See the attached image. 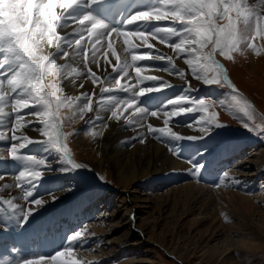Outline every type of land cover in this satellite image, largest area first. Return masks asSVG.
I'll return each mask as SVG.
<instances>
[{
    "label": "rangeland",
    "instance_id": "1",
    "mask_svg": "<svg viewBox=\"0 0 264 264\" xmlns=\"http://www.w3.org/2000/svg\"><path fill=\"white\" fill-rule=\"evenodd\" d=\"M119 1L121 0H84L85 6L81 7V9L83 10L84 15H91L95 19L101 20V18L97 16V13L101 14L103 9L107 8L108 10L110 5L119 3ZM141 1L144 2L146 0ZM147 1H151L149 4H152L153 8L160 7L163 4V0ZM6 3L7 0H0V15L3 14V9L5 8ZM94 11H97L95 12L96 14L93 13ZM3 23L4 21L0 20V25ZM158 26L162 28L163 25ZM165 26L166 25L163 27ZM166 27H172L177 30V34L169 36L170 39L179 40L184 37L185 26L171 24V26ZM102 41L103 40H101L99 44H102ZM107 43H109V40H106V44H104L105 47L101 51L104 52L103 54H100L101 56L108 53L106 51ZM251 43L255 46L256 51L250 50L253 49L252 47L241 45L240 51L230 54L231 58H226L219 53H217L215 57V59L227 70L229 79L232 84L235 85L236 93H233L229 88L221 85H208L202 82V91L191 95L188 98L190 102L185 103L183 108L194 107L198 105L201 100L206 102L212 101L214 104L209 109V113L204 114L199 110L188 112L179 117H173L171 119L172 122L170 121L169 125H167L168 127H171L174 132L185 138L176 140L159 133H151L152 137L154 136L155 139L171 143L173 145L171 151L184 160L192 161L193 157L197 158L199 155L200 158H202L201 160L205 161L207 168L210 167L209 176H211L210 179L205 180V183L201 185V187L203 186L206 188V192L220 190L219 186L222 184V181L224 184L229 182V177H225V173H227L229 169H234L238 166L240 167L237 168V170L241 171L242 176L238 180L241 179L244 182H247L246 180L251 178L249 184L254 183V189L258 187L260 191L264 192V38L255 37ZM37 50L39 55L47 56L39 49L38 45ZM247 50L254 54L257 58L256 62L260 65V69L258 71L254 70V73L248 72L250 70L246 63ZM205 51H211V46H209L208 49H205ZM0 59H3V54H0ZM212 76H214V73L210 72L209 78H212ZM44 84L49 92H59L58 98L63 99V91H60V87L62 88V81L58 76H46ZM135 91L138 92L139 89ZM247 94L248 96H246ZM233 95H238L241 98V103L239 105L232 99ZM146 98L147 95L139 96L134 93L114 90L110 93H100L97 98V105L101 108L110 110L113 105L109 104L108 101L129 100L135 103V107H140V105H142L141 103ZM100 101H103V103ZM244 101H247V103L251 105V111H249V115L252 116L251 120L245 115V111L248 110L244 108ZM69 103H72V101L69 100ZM5 111L8 112L10 109H7V106H5ZM73 111L76 112L75 107L61 108L59 116L62 118V129L67 137L65 143L71 151L73 160L84 166L77 169L72 168L60 151L51 144L43 142V140H46V137L43 136L41 138L32 139L42 142L30 144L25 148L20 149L18 153L22 156H35L36 158L44 159L47 162V167H41L38 169L43 172V177L40 180L34 182L29 180L25 181L28 190L31 188L34 190L32 195L33 199L36 197L41 198L42 195L40 196V194L44 189L48 192L52 190V185H54L56 181L54 174L60 175L59 177L64 180L65 184L69 183L74 186L75 190L77 189L72 195L65 199L67 201L66 205L69 213H71L72 216H77V222H69L67 218L65 221H58L61 217L56 218L54 222L52 221L54 223V229H57L62 233L60 234L61 243L67 242L69 245L72 235L85 228L88 229V227L89 230L92 231L94 228L100 227V224L107 223L108 221L105 219H108L120 226L117 233L111 234L110 237H108V240L116 243V246L111 245V243L108 242L107 237H105L108 244L101 245L99 249L103 246L102 248L105 249L106 253H113L111 254L113 257L115 252H122L124 250L123 247H125V243L128 240H130L129 244H133V246L124 250L117 260L116 258H112L109 259V261L103 262L104 264H124L125 260L129 259L133 260V263L131 264H264V200H258V203L256 201V204L254 205V216L250 217L251 219L248 218L245 223H241L239 218L234 214L225 213L224 215L222 213L218 216V223L221 227L216 233L220 234V232H224L223 234H226L227 237L228 235L230 236L228 237L230 240L233 238L232 241L243 243L242 245L233 246L234 248L231 251L232 253L229 254V259H226L227 257L219 259V256L221 257V255L218 250L215 249L217 248L216 246L219 240H208L210 237L208 235L209 232L206 234V232L203 233L201 231L202 229H200V227L196 229L197 227L192 228L187 224L185 225L183 222L185 218L182 217L180 207L178 210L174 211L170 206H163L164 204H169L173 197L178 196V193L177 195L175 193L181 188H184L182 186H186L187 183L199 182V176L191 169H187L184 172L166 171L156 175H153L151 172L146 179H140L132 184V188L126 189L127 193H121V188L117 183L114 168L110 164L104 166L100 171H97L85 161L83 151L78 145H76L75 135L77 132H82L90 134L89 136L94 139L98 134L96 133L97 129L94 125L96 122H94V120H88L87 123L82 125L81 129L76 128L74 125L75 120L67 119V117L74 116L75 113ZM145 111L147 112V110ZM25 112V110H21V115ZM212 114L217 115L219 122L223 123L225 126L216 127L211 124L203 125L208 129V134L204 135V133L197 130L198 125H196V122L201 120L203 116ZM14 115L15 114L13 113L0 116V131H5L8 137L12 136L10 127L14 124ZM192 122H194L192 133H182L176 128L177 126L189 125ZM163 127H166V125L160 128ZM141 134L142 133L136 132L135 135L123 139V144L121 145L122 148L127 147L129 143L140 142ZM188 137H195V139H189ZM12 144L13 141L10 138L0 140V175L3 177H16L15 173L17 174L21 172L22 168H24V171L26 172L33 167L26 160L12 159L11 152L6 154V151H4V155H1V149H8ZM239 148L245 150L235 155ZM255 149L257 150L253 152ZM105 170L107 171L104 172ZM102 176L104 179H102ZM256 176L259 178L257 179ZM28 182H31V184L28 185ZM230 188L226 187L224 194H218L220 200H217V202L223 204L222 208L228 209L227 206L231 204V197L241 191L237 185ZM172 195L174 196L171 197ZM155 196L159 197L161 200L160 207H155L154 205L149 204V208L142 209L143 211L138 210L139 206L147 205L139 203L142 198L148 199L154 198ZM124 197H126L127 201L124 200ZM126 202L129 207L135 209L132 214L128 211V208H125ZM60 204L61 203L51 207L47 212L42 214L43 216L41 215L39 216L40 218L38 217V219L36 218L33 221L35 222L36 220L39 222L44 218L46 213H52ZM170 204L173 205V202ZM16 207L10 206L7 203V199L0 195V223L8 221V219H13V221L20 219L22 216V209H20L18 205ZM61 216H64V214H61ZM228 216L232 218L233 221L232 219L230 220ZM195 217L196 216H189L184 221L190 222L191 219ZM3 219L4 221H2ZM142 220H147L151 227H155L154 236L149 235L147 230H143L140 227ZM227 221H230V223ZM235 222L239 223L237 224ZM172 224L173 226H171ZM35 229L39 230L38 227H35ZM52 229L53 228L49 226L47 229L49 230L48 233ZM194 232L196 233L194 234ZM56 237L57 235H55V238ZM174 237H176L177 241ZM43 239L45 246L49 245L48 240H52V238L45 239V237H43ZM219 239L224 238L221 236ZM106 240L103 242L105 243ZM81 242L82 240L73 242L71 246L78 250L80 247L84 246ZM68 245H64L65 249ZM198 247L199 249H196ZM46 257H48V255ZM34 258L35 257H31V259ZM70 259L68 260H76L74 257ZM65 261L67 262V260ZM9 264H15V262L12 263L10 261Z\"/></svg>",
    "mask_w": 264,
    "mask_h": 264
},
{
    "label": "bare ground",
    "instance_id": "2",
    "mask_svg": "<svg viewBox=\"0 0 264 264\" xmlns=\"http://www.w3.org/2000/svg\"><path fill=\"white\" fill-rule=\"evenodd\" d=\"M20 3L26 8L27 6L33 5L34 0H20ZM88 3L91 7L89 1ZM149 3H151V1L146 0L142 2L141 0H121L119 1V3L110 5V8H108V10L107 8L103 9L101 14L97 13V16L101 18L100 21H102L104 24L108 26L109 30L142 31L149 34L160 35L157 32V30L160 27L158 25L171 26L165 24L168 22H163V21L159 23L140 22L133 25H129L127 23L132 16L140 12L152 9L153 6L152 4ZM249 3L252 6L257 7V10H259L258 6L261 5V0H249ZM84 6H85L84 0H81V3H79L76 7H74L67 13L69 19L63 21L60 30H58V34L61 36H65L66 39V43L62 45V50L69 51L70 55L67 59H59L60 56L62 55V52H58L56 54L57 63L60 65L70 64L71 67L76 68L78 69V71L85 73V75L80 76L78 79H76L75 83L72 81V79L75 76H79V73L77 71L72 70L64 74V79L61 80L62 88L64 90L65 95L69 96V98L81 96V94L84 92H88V93L94 92L95 97L97 98L100 94L101 86L100 85L94 86L92 81L87 78L86 74L88 69L85 68V61L82 59V57L76 54V46L72 45L69 48V44L67 43L78 38V36L74 34V32L78 31L81 26L73 23L74 20L86 16L83 14V10L81 9V7ZM60 11L61 10L58 8L57 12ZM97 11H94L93 13ZM167 39L172 44L178 43L181 40V39L172 40L169 37H167ZM102 40H103L102 44L96 45V47L100 49V51L97 53L98 62L97 63L92 62L91 60L92 51L90 50L88 52L89 60L87 61L88 68H90L93 72H95L101 78L102 81L107 78L110 80H115L120 75L119 72H113V66L116 65L117 63L116 56L117 55L120 56L122 63L124 57L128 56L129 52L137 55L152 52L154 56L160 54H166L167 56L173 57L175 67H173L172 65L168 64L166 61L163 60H155V59L138 60L135 62V64L138 66H148L146 70L141 74L142 77L158 78L157 80L145 79L144 82L139 85V87L141 88L163 87L160 81H167L168 83L171 84V87H163V90L160 92L147 93L146 94L147 98L144 99L143 102L141 101L142 105L139 104L140 107H136L137 109L147 110V112L146 111L145 112L149 115L152 112H159V118L149 116L148 119L144 121V127H139L135 123L134 124L127 123L125 117H128L131 114L132 109L130 108L127 109V111L123 113L122 118L119 121H117L115 119H111L110 110L106 108H101L99 105H97L95 99L93 102V111L85 113L83 119L79 118V113L77 112V118L74 119L75 127L81 129L82 125L87 123L88 120H94V122H96L94 124L95 128L97 129L96 133H98L94 137V139H92L89 136L90 134H85L82 132L81 133L77 132V134L75 135L76 145H78L79 148L83 151L85 161L88 162L89 165H91L97 171H100L101 169H103L104 166L110 164L114 168L117 183L121 188V193L123 194L127 193L126 189L132 188L131 186L133 183L139 181L140 179L141 180L146 179L151 172L153 175H156L166 171L184 172L187 169H191L196 174L198 170L199 182L187 183L186 186H182L184 188H181L175 193L176 195L178 193V196L173 197L174 195H172L171 197H173V199L171 201L169 200L170 201L169 204L166 205L164 204L163 206L165 207L170 206L172 209H174V211L178 210V208L180 207L182 211V217L185 219L189 216H196L195 218L191 219L190 222L188 221L185 222L184 219L183 220L184 224L185 225L187 224L192 228L197 227L196 229L200 227V229H202L201 231L203 233L206 232V234H208L209 232L208 235L210 237L208 240H214V239L219 240L217 242V246H216L217 248H215L218 250L219 254L221 255V257L219 256V259L220 258L224 259L226 257H227L226 259H229L230 258L229 254L232 253L231 251L234 248L233 246L240 244L242 245L243 243L236 241L234 242L232 241L233 238H231L230 240L228 238L230 236L228 235L227 237L226 234H223L224 232L223 233L220 232V234L216 233L218 229L221 227L220 224L218 223L219 221L218 216L222 213L224 215L225 213L234 214L237 216V218H239L241 223L242 222L245 223L246 220H248V218L251 219L250 217L254 216V212H255L254 205L256 204V201L258 203V200L260 201L264 200V192L260 191L258 187L254 189V185H253L254 183L249 184L251 178L246 180L247 182H244L241 179L238 180L240 177H242L241 171L237 170V168H239L240 166L235 167L234 169H229V171L227 172L228 173L227 177H229V182L226 181L227 183L220 184L219 186L220 190L217 189L218 191L214 190L212 192L211 191L206 192L207 191L206 188L203 186L201 187V185L205 183L204 182L205 180L210 179L211 176H209L210 167L207 168L205 161L201 160L202 158H200L199 155H198L199 157L197 156V158L193 157L192 161L184 160L179 155H176L173 151H171V148L173 147L171 143L165 141H159V139H155L154 136L152 137L151 133L147 132V128H146L147 124H152L156 128H160L164 126L165 125L164 119H166V117L163 116V113L173 111L179 107H184L185 104L184 103L182 106H178L172 104L171 101L178 99L181 96L188 99L191 95L202 91L201 89L202 81L196 80L191 76L189 66L184 63L183 55L178 56L177 53L174 51V49L168 47L167 44L160 43L157 40H149V43L154 45V49H149L143 43V41L133 38L134 47L128 48L126 52L125 49L127 48V46L123 42V37H117L115 34H113L111 37V41L113 43L114 52L108 51L107 49L106 51L108 53L101 56L100 54L101 53L103 54L104 52L101 51L104 49L105 47L104 44H106L107 39H102ZM37 42L39 49L42 52H44L47 56L49 55L52 56L56 53V49L52 45H49L46 39H43L38 36ZM82 43H88L87 39L82 41ZM254 57H255L254 54H252L251 51L248 52L247 50L246 63L250 70L248 72H253L254 70L258 71L260 69V65L258 64V62H256L257 58ZM128 59L130 60L131 57L128 56ZM2 60L3 59H0V61ZM11 67H12L11 64L5 65L2 69H0V71H8ZM157 69H162L165 71H160ZM181 69L184 70L186 79L191 81V85H192L191 88H189V85L185 80H181L178 75L174 74L175 72ZM169 72L173 74H170ZM70 75H73V77L68 78V76ZM81 81L83 83V87L80 86ZM122 83H128L130 85H135L137 83L134 68L129 69V76L125 77L122 80ZM246 96H248V94ZM83 103L84 102L81 101V104ZM7 109H9L8 106ZM25 111L35 112L38 111V109L29 108L26 109ZM133 119H136V117H133ZM27 122H31V123H27ZM105 124H107V127L101 128ZM193 124L194 122L186 126L184 125L177 126L176 128L182 133H192L193 127L190 126H193ZM39 127L40 124L36 117L26 116L25 126L19 131H17L15 135L16 136L27 135L31 139L41 138L42 135L39 132L33 130V129H38ZM136 132L146 134L145 142L141 143L140 140V142L138 143H129L127 147L122 148L121 146L123 144L122 140L135 135ZM11 134L13 135L12 132ZM15 143L18 145L20 141H15ZM10 148L11 147L5 150L1 149L2 152L1 155H4L5 153L4 151H6V154H9ZM244 150L245 149L239 148L238 152H236L235 155L237 153L243 152ZM256 150L257 149H255L253 152H255ZM106 171L107 170H105L104 172ZM24 172H25L24 168H22L21 172L17 174L15 173L16 177H11V176L3 177L0 175V178H2V180H0L1 197L6 199L15 198L13 200V203H16L20 207V209H22L21 210L22 216L20 215L21 216L20 219L16 221H13L12 219L9 220L8 222L4 221L3 219L2 221L4 222L0 223V264H9L10 261L12 263L15 262L16 264L17 263L24 264V262L30 260L31 257L38 258V257H46L47 255L48 257L54 256L56 253L60 252V248L61 251H63L65 249L64 245H68L67 242L61 243L60 234L62 233L57 229H54V223H53L54 220L58 217H61L62 219L60 218V220L58 221H65L67 218L69 222L72 223L77 222V216L76 215L72 216L71 213H69L68 207L66 205L67 201L65 200L77 190V189L75 190L73 185H70L69 183L65 184L64 180H62V178L59 177L60 175L54 174L56 177V181L55 184L52 185V190L48 192L46 189H44L43 192L40 194V196L42 195L41 198L36 197L33 199L31 196L28 197V199L23 200L22 198L26 195L27 192L29 191L32 192V195L34 193L33 192L34 190H32V188L28 190L25 181L23 183L22 188L17 187L18 177ZM256 178L258 179L259 177L256 176ZM29 184H31V182H28V185ZM236 185L239 186L241 191H239V193H236L234 196L231 197V204L227 206L228 209L222 208L223 204L217 202V200H220L218 194L222 195L225 193L226 187L230 188ZM35 200H43L45 203L43 204V206L39 207L32 203V201ZM124 200L127 201L126 197H124ZM171 202H173V205L170 204ZM59 203L61 204L58 206L57 209H54L53 214H49V216L46 215V219L44 218L40 222L36 220L35 222L33 221L36 218L38 219V217L41 216L43 213L47 212L48 209ZM139 203L147 204L144 206H139L138 210L141 211L142 209L149 208L150 207L149 204L158 207L159 205H161V200L159 197L155 196L154 198H148V199L142 198ZM24 207L25 208L30 207L34 210L33 214L28 218L27 223L24 222V215H23ZM125 208H128V211H130L131 214L135 210L132 207H129L127 205V202L125 203ZM61 214H64V216H61ZM229 219L231 220L232 218L229 217ZM105 220H107L108 222L100 224L101 225L100 227H96L92 231L89 230V227L88 229L86 228V233L84 234V236L86 237H83L82 238L83 240L81 242L82 245L84 246L80 247L72 255L64 257V259L69 261L68 259L74 257V259L78 261V264H102L103 262L109 261V259L112 258H116L117 260V258H119V256L121 255V253H123L124 250H127L129 247L133 246V244H129L130 240H128L125 243V247H123L124 250L122 252L120 251L115 252V255L113 257L111 256V254L113 253L112 252L110 254L106 253L105 249L102 248L103 246L101 247V249H99L101 245L108 244V242H110L108 240V237H110L111 234L117 233L118 229L120 228L119 224L113 223L112 220H108V219ZM228 223H230V221ZM49 226L52 227L53 229L48 233L49 230L47 229ZM171 226H173V224ZM35 227H38L39 230H36ZM140 227L143 230H147L149 235L152 236L155 235V227L154 226L151 227V225H149V222H147V220H142L140 223ZM195 233L196 232H194V234ZM55 235H57L56 238ZM221 236H223L224 239H219L221 238ZM43 237H45V239L52 238V240H48L49 242L48 246L44 245L45 242L43 241L44 240ZM105 237H107L108 242L105 239ZM174 239H176V237H174ZM104 240H106L105 243L103 242ZM110 243L111 245L116 246V243L114 242H110ZM196 249H199V247ZM131 263H133L132 259L125 260L124 262V264H131Z\"/></svg>",
    "mask_w": 264,
    "mask_h": 264
},
{
    "label": "snow or ice",
    "instance_id": "3",
    "mask_svg": "<svg viewBox=\"0 0 264 264\" xmlns=\"http://www.w3.org/2000/svg\"><path fill=\"white\" fill-rule=\"evenodd\" d=\"M81 0H55L54 5L51 8L52 13L58 18L55 22V32L52 33L51 45L56 49V53L50 57V59L45 64V71L43 73H32V79L35 80L39 77L37 90H33L29 86L27 77L24 76L23 71L20 68V64L23 60L12 62L13 54L6 50H0V54H3V60L0 61V69L5 65H12L8 71H0V116H5L8 114H15L14 124L10 131L13 133L11 137H8L5 131H0V140H5L10 138L14 143L10 148L12 159H23L26 160L33 167L22 173L18 177L17 187L22 188L23 183L26 180L38 181L43 177V172L38 170L41 167H47V162L44 159H38L35 156H22L19 153L20 149L25 148L27 145L38 143L42 141H35L29 138L27 135L16 136L15 133L25 126V117L34 116L37 118L41 127L38 129H33L39 132L43 137H46L47 142L60 151L65 157L68 164L72 168L77 169L84 165L81 163H76L73 160L71 151L68 145L65 143L66 134L62 129V118L59 116L61 108L64 107H75L76 112L74 116L67 117V119L72 120L77 118V112L79 113V118L83 119L85 113L93 111V102L95 93L84 92L81 96L71 97L64 95L63 88L60 87V91H63V99H59V92H49L46 85L44 84V79L48 75H56L61 80L64 79V74L66 72L75 70L79 73V76L73 77V75L68 76L73 77L72 81L75 83L76 79L80 76L85 75L84 72L78 71V69L71 67L70 64L60 65L57 63V53L62 52L59 59H67L70 55L69 51H63L62 45L66 43L65 36L58 34V30L61 28V24L66 19H69L67 13L76 7ZM6 6L3 9V14L0 15V20L4 23L0 25V30L8 31L12 25H21L29 29V32L33 34V41L38 45L37 37L46 39L48 42V36L42 31L44 28V17L42 12L45 8L49 7V0H34V4L31 6L21 5L20 0H7ZM257 7L252 6L249 0H214V4L204 3L200 4H184L181 0H163V4L160 7H155L147 11L140 12L132 16L128 20L129 25H133L140 22H168L165 24H179L185 26L184 28V38L178 43L172 44L168 41L167 37L177 34V30L172 27H162L157 30L160 35L149 34L142 31H129V30H109L108 26L102 21L93 18L92 16H84L82 18L74 20L73 24H77L80 29L74 34L78 38L67 42L69 48L72 45L76 46V54L80 55L85 61V68H87V78L90 79L94 86L100 85V93H110L115 91H124L129 93H134L139 96H144L150 92H160L163 87H171V84L167 81H160L163 87L154 88H140L139 85L147 80H157V77H142L141 74L146 70L148 66H138L135 64L138 60H163L168 64L175 67V63L172 56H167L166 54L153 55L152 52L146 54H132L128 53L125 56L123 62L121 63V58L119 55L116 56L117 63L113 66V72H119L120 75L115 80L101 78L88 68L87 61L89 60L88 52L92 51L91 60L93 63L98 62L97 53L100 51L96 47L102 39L109 40L107 44L108 51L114 52L113 43L111 37L115 34L117 37H123V42L128 48L134 47L133 38L143 41V43L149 48L154 49V45L149 43V40H157L160 43L167 44L168 47L174 49L178 56L183 55L184 63L189 66L191 76L204 84L208 85H221L229 88L233 93H236L235 85L232 84L228 77L227 70L225 67L215 59L216 54L231 58L230 54L241 50V45L252 47L256 51L255 46L252 45L251 41L255 37L264 38V0H261V5ZM60 12H57V9ZM190 9H195L191 11ZM162 13H179V15H167L166 17L160 15L157 19V15ZM226 22V23H225ZM41 29L38 31L37 29ZM197 29H205L210 34L205 36L202 32ZM86 34V35H85ZM87 39L88 43H82ZM7 40L0 42V49H6ZM179 45V47H176ZM211 46V51H205ZM258 54V53H257ZM26 59V58H25ZM53 61L56 63L60 71L53 74L47 72L48 66H50ZM134 68L135 77L137 83L135 85H130L128 83H122L125 77L129 76V69ZM160 71H165L162 69H157ZM17 72H21V77H16ZM214 73L212 78H209V73ZM170 74H173L169 72ZM181 80H185L189 88H191V81L186 79V75L183 69L175 72ZM130 79V78H129ZM10 81H13L10 83ZM83 87L81 81L80 84ZM139 89L138 92L135 90ZM232 99L239 105L241 103V98L238 95H233ZM69 100L72 103H69ZM81 101L84 103L81 104ZM103 103V101H100ZM190 102L189 99L181 96L178 99L171 101L172 104L182 106L184 103ZM109 104L113 106L110 109V118L119 121L123 113L127 109H132L131 114L125 117L128 124H136L139 127H144V121L148 119L149 116L159 118V112H152L150 115L145 112L144 109H137L135 103L129 100L124 101H108ZM214 102L201 100L198 105L191 108L179 107L170 112H164L163 116L164 124L166 127L156 128L152 124H147V132L153 134H162L167 137H172L176 140L184 139L185 137L177 134L168 127L171 118L179 117L182 114L201 111L204 114L209 113V109L212 107ZM5 106H8L10 111H5ZM29 108H36L38 111L35 112H25L21 115V110H26ZM245 115L251 120L252 116L249 115L251 111V105L244 101ZM139 114V115H138ZM136 117V119H133ZM31 123V122H27ZM211 124L216 127H224L223 123L219 122L217 115H205L201 120L196 122L198 125L197 130L204 135L208 134L207 127L203 125ZM53 125H55V134L53 135ZM107 127V124L101 128ZM192 127V126H190ZM96 134V133H94ZM189 139H195V137H188ZM141 143L145 142L146 134L140 135ZM15 141H20L17 145ZM198 175V170L196 172ZM228 173L225 174V177ZM102 179L104 177L102 176ZM2 180V178H0ZM223 183V181L221 182ZM32 196V192H27L23 199H28ZM15 198L7 199V203L16 207L17 205L13 203ZM32 203L36 206H43L45 203L43 200H35ZM34 210L32 208L24 207V222L27 223L28 218L33 214ZM86 233V228L72 235L69 247L56 253L52 257H38L25 261L24 264H78V261H65L64 257L72 255L76 248L72 247L71 244L76 241L83 240L82 237Z\"/></svg>",
    "mask_w": 264,
    "mask_h": 264
},
{
    "label": "clouds",
    "instance_id": "4",
    "mask_svg": "<svg viewBox=\"0 0 264 264\" xmlns=\"http://www.w3.org/2000/svg\"><path fill=\"white\" fill-rule=\"evenodd\" d=\"M214 4V0H181V3L184 4H200L204 3ZM55 0H49V7L45 8L42 12V16L44 17V28L42 31L48 36V43L51 45L52 41V33L55 32V22L58 19L54 13H52L51 8L54 5ZM5 7H7L5 5ZM194 11L195 9H190ZM160 15H179V13H162L157 15V19L160 18ZM40 31L41 29H37ZM202 32L205 36H209L210 34L205 29H197ZM7 40L6 50L9 53L13 54L12 62L15 63L17 61L23 60L24 62L20 64V68L24 73V76L27 77L29 86L33 88V90H37L39 77L35 80L32 79V73H43L45 71V64L50 59L49 56H42L38 54V50L36 44L33 41V34L29 32V29L25 26L21 25H12L8 31L0 30V42ZM179 47V45H176ZM26 58V59H25ZM49 74H53L55 72L60 71L57 67L56 63H53L48 66L46 69ZM16 77H21V72H17ZM13 81H10L12 83ZM55 134V125H53V132Z\"/></svg>",
    "mask_w": 264,
    "mask_h": 264
}]
</instances>
